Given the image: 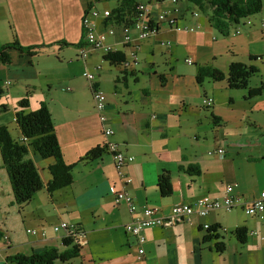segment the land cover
Listing matches in <instances>:
<instances>
[{
    "label": "crops",
    "instance_id": "0c3cea01",
    "mask_svg": "<svg viewBox=\"0 0 264 264\" xmlns=\"http://www.w3.org/2000/svg\"><path fill=\"white\" fill-rule=\"evenodd\" d=\"M147 1L156 17L161 12L159 6L163 0ZM92 5L98 6V3L86 0H0V45L18 39L25 46L54 44L44 52L56 47L59 50L74 47L80 52L86 43L83 16ZM191 5L179 11L176 7L170 9L185 29L179 31L163 23L158 33L136 41L137 64L124 68L121 63L131 59L133 47L123 43L120 28L114 36L108 37L107 42L114 45L115 53L124 55L122 61L113 63L105 57L106 52L97 49H92L89 58L83 59L88 70L90 57L102 52L109 67L118 69L115 83L104 91L109 117L105 124L96 111L92 87L95 85L101 89L99 73H95L93 84L89 81L92 95L88 99L78 92L70 93L73 89L67 87L65 96L39 101V105L45 102L50 109L64 160L73 166L74 182L48 190L47 183L52 178L49 166L55 162L54 158H43L34 152L28 154L38 167L45 186L30 201L20 205L23 228L29 234L27 239L14 238L20 236L17 227L5 224L4 229L0 227V264H17L11 257L19 252L31 254L51 247L66 250L68 246L63 243L65 231L54 229L64 220L74 224L84 234L87 243L81 246L78 256L67 261L57 260L55 264H264V213L248 215L244 209L264 190V89L256 95L250 93V89L264 84V0L259 12L241 19L229 35L221 33L225 38L214 36L210 45L202 33L204 27L210 31L215 28L206 14L205 19L201 18L202 11ZM105 6L109 5L105 3ZM195 25H204L202 31L195 33L199 35L196 41L191 43L193 55L198 60L194 61L190 55L186 58L193 60L191 65L198 64L195 73H180L174 65L169 71L159 72L153 63L138 68L142 50L153 53L154 43H161L169 49L174 46L175 51L180 33L196 32ZM106 28L102 24L104 31ZM168 31L176 34L178 40L165 43L159 39ZM132 35H138L136 29H132ZM58 42L73 45L63 46ZM10 54L11 63L0 61V85L6 84L8 76L15 73L16 79L31 78L26 67L32 68L33 59L41 55L30 56L16 48L11 49ZM233 62L257 69L247 88H231L227 79L216 81L207 77L198 82V67L212 66L228 74ZM99 68L101 66L96 69ZM129 75L137 84L142 82L138 93L129 88ZM206 79L213 82V93L208 96L213 98V103L207 105L203 100V105L196 104L194 96L207 93ZM24 98L28 96L23 95L21 100ZM204 106L212 107L210 116ZM29 108L26 110H35ZM19 109L15 110V121ZM205 120L207 127L212 129L211 133L205 130ZM105 126L114 129L109 137L104 133ZM17 130L19 138L22 136L19 126ZM109 140L117 142L125 153L135 158L122 169L125 176L132 178V182L124 187L114 159L106 149ZM97 147L104 148L99 157L86 158ZM218 148H224L225 153L209 154ZM190 168L193 171L188 170ZM164 173L169 174L172 186V193L166 196L159 185ZM228 185H232L235 194L242 198L238 207L231 211L217 210L207 218L196 216L193 223L179 221L147 228L144 231L145 253L139 254L138 238L126 230V225L143 218L146 207L157 208L167 215L179 203L194 204L203 196L221 198ZM121 189L135 198L136 212L131 213L126 202H116V193ZM204 221L219 226L218 240H204L208 233L203 227ZM239 226L248 230L245 242L234 235ZM29 229L39 232L32 234ZM42 230L47 232L46 236L41 234ZM5 235L9 239H5ZM218 241L226 243V249L221 253L216 250Z\"/></svg>",
    "mask_w": 264,
    "mask_h": 264
},
{
    "label": "trees",
    "instance_id": "16d2710c",
    "mask_svg": "<svg viewBox=\"0 0 264 264\" xmlns=\"http://www.w3.org/2000/svg\"><path fill=\"white\" fill-rule=\"evenodd\" d=\"M189 1L206 14L212 27L224 35H229L232 27L238 24L241 19L259 12L263 6V0ZM138 3L136 0L122 1L113 9V17L107 19L105 24L113 23V18L118 23L130 22ZM57 44H62L63 46L73 45L67 42H58ZM53 45L25 46L16 39L13 42L0 45V61L6 64L11 63L10 51L13 48L30 56H36ZM105 57L113 63L124 59L123 54L119 55L115 52H109ZM256 72L257 69L255 67L242 62H233L230 65L228 74L212 66H200L198 67L197 80L201 83L207 77L216 81L227 79L231 88H247L249 80ZM263 89L264 84L259 88L250 89V93L256 95L261 93ZM19 107L20 109L16 111V122L22 136L17 138L12 135L6 125L0 126V151L3 158V167L8 173L15 201L19 205H22L30 201L45 186L35 162L31 158H28L30 152L39 154L43 158L52 157L55 160L49 166L52 178L47 183L48 190L53 191L71 185L74 182V177L72 174L73 166L64 160L55 123L47 104L42 102L36 110L27 111L29 100L28 98H24L20 101ZM22 137H27V141L21 139ZM103 150L104 148L97 147L91 150L86 155V158L95 159L99 157ZM159 185L164 196L172 193L169 174L164 173L160 176ZM234 235L241 242H245L248 237V230L244 226L236 227ZM219 237V226H212L208 229L204 240H218ZM63 243L68 246L64 251H60L57 247H51L43 252H33L31 254L19 252L11 258L17 264H55L57 260L67 261L80 254L81 247L74 242L73 238H64ZM215 246L216 250L220 253L226 249L224 241L216 242Z\"/></svg>",
    "mask_w": 264,
    "mask_h": 264
},
{
    "label": "rangeland",
    "instance_id": "374dc122",
    "mask_svg": "<svg viewBox=\"0 0 264 264\" xmlns=\"http://www.w3.org/2000/svg\"><path fill=\"white\" fill-rule=\"evenodd\" d=\"M86 1H95L96 3H98L99 8H103V6L105 7V3L113 8L118 6L124 0ZM136 1L140 2L142 0ZM143 1L148 2L147 0ZM190 3L192 4V2H190L189 0H179L178 2H175L173 0H163V3L159 7L161 8V11L170 10L175 7L179 11L180 9L186 8L187 5H191ZM193 5L191 6L194 7ZM200 17L203 19L206 18L203 12H201ZM195 26L197 28V31L194 33H180L179 45L175 51L174 46L169 49L166 45H163L161 43H154V41H152L154 43L153 53L142 50L140 56V59H142V61L138 68L143 69V66L145 64L153 63L155 68L159 72L169 71L171 66L174 65L176 70L180 73H195L198 64L191 65L186 62V58L190 55L194 61L198 60V58L193 55L194 51L192 50L191 43L193 41H196V38L199 35H195V33H199L200 31H202L204 25L203 27L199 25ZM204 31L205 32L202 34L204 35L207 45L211 44L214 36L225 38L224 35H222L217 29H212V31H210V29L208 30L204 27ZM203 35H200L201 39L203 38ZM159 39L167 43L168 41L171 42L173 40H178V37L176 34L168 31L162 33L159 36ZM101 53L102 52L96 53L92 57H90V59L88 60V70L93 73H99L101 89L103 91H107V86H111L113 83H115L114 77L117 74L118 69L114 66L110 68L109 62L104 59ZM32 64V68L29 66L26 67L27 75H30L31 78L16 79L15 73L11 76H8L7 81H10V83L0 85V126L6 125L10 129L12 135L15 137H17L18 134V126L15 121L14 113L16 108H19V101L21 100V97L23 95L28 96L30 110H36L37 108H39L40 105L38 103L41 99L48 98L51 100L65 96V94H67V91H65L67 87H71L73 89L72 92L69 91L70 93L78 92L86 99L90 98V96L92 95L90 82L83 75V72L86 70V64L84 63L83 59L79 57L78 48L64 47L61 50H59L57 47L52 48L47 52H44L43 54L35 57ZM98 66H101V68L97 70L96 68ZM15 68L17 67H14L13 69ZM14 71L17 72L18 69ZM119 75H121V73H119ZM140 76H142L141 73ZM128 78L129 88L133 90L134 93H138V89L143 86L142 82L140 84H137L136 79H134L131 75H129ZM204 87L206 88L207 93L202 94L201 97L194 96L193 101L196 104L199 103L203 105V100L207 99L208 96L213 93V82L211 80L209 81V79H206ZM194 107L196 108V106ZM204 108L206 114L210 116L212 107L204 106ZM187 117H190V115H188ZM205 130H207L209 133L212 132V129L210 127H207L206 120ZM7 174V171L3 169V158L0 152V227H2L3 229L6 225L17 227V231L19 232L20 236L15 235L14 238L18 240H24L28 238L29 234L26 232L25 227L23 228L24 223L21 221L22 217L20 212L22 210V206H20L15 201L13 190L10 186Z\"/></svg>",
    "mask_w": 264,
    "mask_h": 264
},
{
    "label": "built area",
    "instance_id": "2783aa9c",
    "mask_svg": "<svg viewBox=\"0 0 264 264\" xmlns=\"http://www.w3.org/2000/svg\"><path fill=\"white\" fill-rule=\"evenodd\" d=\"M155 2H160L161 0H154ZM178 2L179 0H173ZM113 9L110 6L99 8L96 5L90 6L83 16V29L85 35V45L81 46L79 55L82 59L86 60L89 58L92 49L102 50L106 53L116 51L112 43L107 42L109 36H114L117 29H121L123 32V43L128 46H132L133 49L130 51L131 59H125L121 63L124 68H129L132 63L137 64L139 62V57L137 54L138 43L136 41H141L149 38L150 36L158 33L161 24L166 23L167 25L175 28L176 30L185 29L178 23V17L173 15L170 10H163L158 13L156 17L152 15L150 2L140 1L135 9L134 14L131 16V21L126 23H118L113 18V23L105 24V21L110 17H113ZM198 15V12H195ZM102 24L107 27L104 31L102 29ZM132 29H136L138 35L134 37L132 35ZM194 30V28H190ZM170 43V42H168ZM187 62L192 64V59H187ZM84 76L93 84L96 74L86 70L84 71ZM10 83V81H7ZM93 87V95L95 100V107L99 115L102 124L108 120V114L106 113L107 108V95L102 90L97 88L95 85ZM207 105L213 103V98L208 97L204 100ZM104 133L109 137L114 133V129L111 127H104ZM21 139L27 141V137H22ZM107 151L113 155L115 166L119 172L120 180L123 187L132 182L131 177H127L122 173L123 167L128 163L132 162L135 158L133 155L125 153L119 146L117 142L109 140L107 142ZM224 148H218L217 150L209 151L210 155H223L225 153ZM126 202L128 204L131 213L136 212L137 204L135 198L126 191L121 189L116 193V202ZM242 203V198L236 195L234 192V187L228 185L225 190V194L221 198H212L210 196H203L199 198L194 204L192 203H179L171 208L169 214L165 215L159 212V209L154 207H146L144 211V217L136 219L126 225V230L138 238V245L140 246L138 252L140 255L145 253L144 244L146 242V236L144 231L147 228L155 226H168L179 221H186L188 223L195 222V217L199 216L201 218H207L212 213L217 210L225 209L231 211L238 207ZM245 212L248 215H257L264 213V190H262L258 197H256L250 204L245 206ZM213 225L209 222L203 223V227L209 229ZM55 231L59 232L61 230L65 231V238H73L74 242L79 246H84L87 241L74 224L69 223L64 220L54 226ZM32 234H37L39 231L36 229L28 230ZM43 236H46L47 232L45 230L41 231ZM5 239H9L8 235H5Z\"/></svg>",
    "mask_w": 264,
    "mask_h": 264
}]
</instances>
